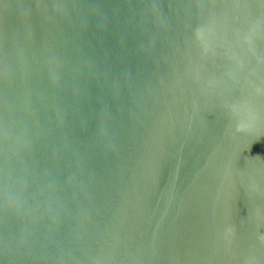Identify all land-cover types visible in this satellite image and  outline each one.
<instances>
[{
  "label": "water",
  "instance_id": "1",
  "mask_svg": "<svg viewBox=\"0 0 264 264\" xmlns=\"http://www.w3.org/2000/svg\"><path fill=\"white\" fill-rule=\"evenodd\" d=\"M0 264H264V0H0Z\"/></svg>",
  "mask_w": 264,
  "mask_h": 264
}]
</instances>
